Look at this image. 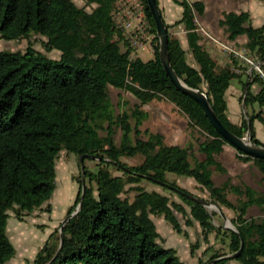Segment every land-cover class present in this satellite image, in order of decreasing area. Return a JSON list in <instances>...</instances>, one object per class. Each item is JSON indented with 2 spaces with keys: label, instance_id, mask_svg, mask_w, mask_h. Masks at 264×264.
I'll list each match as a JSON object with an SVG mask.
<instances>
[{
  "label": "trees",
  "instance_id": "16d2710c",
  "mask_svg": "<svg viewBox=\"0 0 264 264\" xmlns=\"http://www.w3.org/2000/svg\"><path fill=\"white\" fill-rule=\"evenodd\" d=\"M80 1L91 9L78 7L73 0H0L1 38L16 40L38 34L46 39L45 49L60 52L58 58H50L31 45L24 50H0V264L15 255L7 234L9 212L22 219V215L49 201L61 150L85 156L83 168L76 176L79 189L68 214L76 210L79 202L82 172L84 196L80 209L63 225L64 238L58 255L53 258L60 242L56 230L36 252L33 264H183L173 248L158 242L159 233L151 220V216L163 217L173 230L186 236L175 212L183 215L185 226L197 222L204 241L214 231L230 254L239 249L241 236L244 243L239 254L214 264L229 260L264 264V192L229 180L220 185L214 183L213 170L226 173L217 157L227 142L201 107L176 90L165 73L146 0L139 1L149 32L155 35L153 58L147 61L130 57L132 47L112 16L117 0ZM173 1L182 11L173 24L165 23L171 67L187 86L205 93L227 129L241 137L250 126L251 142L264 145L253 128L256 121L264 129L262 82L251 77L237 60L232 59V67L218 66L197 30L195 19L204 13L202 1ZM156 3L159 7L158 0ZM218 24L229 40L244 36V48L264 61V23L253 26L248 11H229L222 12ZM177 25L186 30L187 49L170 34V28ZM121 40L126 45L124 51L120 49ZM232 80L240 83V100L249 108L248 119L242 117L240 123L232 122L227 114L226 93ZM255 83L258 91L252 90ZM109 86L134 96L137 103L130 112H116ZM154 99L168 101L186 116L189 135L193 131L202 135L198 142L202 159L191 161V145H169L160 133L145 131L147 136L142 137L139 125L146 112L141 107ZM117 129L121 132L119 142L115 140ZM122 157L141 160L130 165ZM237 158L251 162L264 181V159L239 151ZM89 161H94L96 170L91 169ZM167 173L193 179L211 202L231 210V222L239 235L213 225L205 207L171 189L189 192L169 181ZM142 180L175 193L181 203H171L169 196L145 189L140 184ZM229 192L238 196L235 203L228 198ZM251 206L259 209L258 217L246 216ZM45 211L50 212V207ZM195 246L197 243L191 245V252ZM222 255L213 250L207 259L198 258L197 264H207Z\"/></svg>",
  "mask_w": 264,
  "mask_h": 264
},
{
  "label": "rangeland",
  "instance_id": "374dc122",
  "mask_svg": "<svg viewBox=\"0 0 264 264\" xmlns=\"http://www.w3.org/2000/svg\"><path fill=\"white\" fill-rule=\"evenodd\" d=\"M74 3L78 7H84V3L80 0H73ZM87 11L91 9V6H85L84 7ZM198 19V17H197ZM197 22V21H196ZM135 20H131L130 30H132L135 27ZM127 27V29L129 28ZM172 31H176V37L180 40L181 45L187 49V43L184 39V33L181 31L182 28L179 27H171ZM147 31L149 32V27L147 28ZM203 35V34H202ZM204 36V35H203ZM204 44L207 47L210 43H214L212 39H209L208 37L204 36ZM46 40L43 36L38 34H31L27 38L22 39H16V40H6L0 37V50H24L28 45H31L36 50L46 54L50 58H56V52H53L51 50H47L43 47V42ZM153 42V41H152ZM155 43V42H153ZM153 43H146L143 45H140L136 48L135 54L136 57L140 58L143 61H147L151 58H153L152 53V44ZM121 49H125L124 42L120 41ZM210 54L212 57H214V54H216L215 51L210 48ZM222 55H226V58L234 59L231 55H228L227 53H221ZM58 58V57H57ZM215 58V57H214ZM191 57L188 55V60H190ZM237 64L239 66L244 67L243 63L239 60H237ZM225 67V66H222ZM259 89L256 87L253 91H258ZM109 96L111 99L112 104L115 107L116 112L121 111H128L130 112L135 103L136 99L132 94L125 90H119L115 89L111 86L108 87ZM242 95V88L240 87L237 93V112L234 113L232 121H240V119L243 117V111H248L249 108H245L242 105V101L240 100ZM230 96V95H229ZM229 98V97H228ZM229 100V99H228ZM230 108V106H229ZM150 110V108H149ZM172 110H175V107H173ZM132 122L134 120L132 119ZM146 126H150V121L145 119L141 125V131H142V137H146L147 133L144 131ZM188 128V126H187ZM120 130H116L115 134V140L116 142H119L120 137ZM100 135H104V132H100ZM192 141L191 147H190V160L193 161V159H202L203 155L200 154L198 150V142L203 139L202 135L200 133L193 131L190 135ZM198 139V140H197ZM184 139H180L178 142L182 143ZM190 141V140H189ZM185 144V143H184ZM229 145V144H227ZM234 149V148H233ZM234 154L229 157H226L225 155L221 156V158H226L227 160L226 164L228 167V174L230 175V181L234 182L235 184H245L248 186H251L254 188L257 192H264V181L261 179V175L257 168L251 163V162H243L237 158V151L234 149ZM123 161H125L127 164L134 165L140 162L141 158L139 157H133V158H127L122 157ZM219 159V156L217 157ZM229 161V162H228ZM84 162V159H83ZM84 164V163H83ZM89 166L92 170H96V166L94 161L88 162ZM80 163H79V157L75 156L74 154L68 153L65 150H61L56 158L55 162V189L51 195V198L49 201L42 206V208L36 209L30 214L22 215V219L16 218L13 212H9V218L7 220V234L10 238L12 244L15 247V255L7 261L5 264H33V260L35 257L36 252L45 244L48 237L54 233V231L58 230V233L60 235V225L62 224V221L65 219V217L68 215L67 211L68 208L74 204L76 195L79 189V184L77 182V177L80 174ZM228 174H223L218 172L217 170H213L212 177L215 179L216 183L226 179L228 177ZM74 177L76 179H74ZM166 178L169 181H173L176 183V185L184 188L185 190L189 191L193 195H196L198 197H201L207 201H210L209 196L207 192L200 189L193 179L185 177V176H178L173 173H167ZM140 184L147 190H156L162 194H165L169 196L171 203H181V199L171 191L162 188L160 185L153 183L148 180H142ZM229 199L232 202H236L238 196L229 192ZM228 196V195H227ZM217 205V204H216ZM50 207V212L45 211L46 207ZM186 212H188L189 208L184 205ZM208 212L211 216V222L213 225L217 227H222L223 220L221 218V215L219 212L225 214L231 222V217L234 216L233 212L231 210H228L226 208H222L220 206H210L208 207ZM176 217L180 221L182 227L185 226L184 224V217L181 213L175 212ZM260 215V211L256 206H251L248 209V212L246 216L248 218L253 217L256 218ZM151 220L155 223L156 229L159 233V239L158 242L163 246V242L166 240L171 239L169 234L167 232L175 231L172 229V227L167 223L163 217H157V216H151ZM232 226H234L232 224ZM193 227V226H192ZM190 237H192V243L189 245L191 250V245L197 243V246H195L193 249L194 251L199 248L201 241L203 240V237L196 238L198 235L193 228H189ZM176 233V231L174 232ZM178 233V232H177ZM215 233L214 231L212 232ZM63 234V233H61ZM181 234V233H179ZM183 235V234H181ZM211 235V234H209ZM64 236V235H63ZM202 236V235H201ZM184 237V235H183ZM211 237V236H208ZM64 238V237H63ZM208 240L204 241L205 243H209ZM164 247V246H163ZM218 248L216 251H218L220 254H223L222 256L232 255L228 253V249L225 246H217ZM206 250V248H205ZM194 251L191 252V255H194ZM206 252V251H205ZM209 257V256H208ZM207 257V258H208ZM221 257V256H220ZM188 264V263H187ZM224 264H239L236 260H229L227 262H224Z\"/></svg>",
  "mask_w": 264,
  "mask_h": 264
},
{
  "label": "crops",
  "instance_id": "0c3cea01",
  "mask_svg": "<svg viewBox=\"0 0 264 264\" xmlns=\"http://www.w3.org/2000/svg\"><path fill=\"white\" fill-rule=\"evenodd\" d=\"M187 1H193V0H187ZM200 1H202L204 4V13L201 17H198L197 24L198 26L202 27L205 31H207L210 34V36H212L213 39H216L218 41L225 43L231 42L239 47H244V42H245L244 36H240L235 40H229L227 38V34L225 33L224 28L219 26L218 24V21L222 16V12L248 11L250 14L251 24L253 26H260L264 23V1L262 0H200ZM158 2H159L160 11L162 13V18L166 24H173L174 21L180 18L182 10L181 7L176 2H174L173 0H158ZM175 27L182 28L181 25H177ZM184 39L186 40L185 34H184ZM208 46L209 47H207L206 44V48L208 51L210 50V48H212V50L216 52V54H214V57L218 62V66L220 67L225 66V68L229 66L232 67L233 65L231 62L232 60L226 58L225 57L226 55L221 54L223 51L220 50L219 47H217L218 45H216V43L215 44L210 43ZM51 51L56 52L57 57L60 56V52L58 50L52 49ZM240 87H241L240 83H238L237 80H232L226 93L227 114L231 121L233 119L232 118L233 116H231V114L233 115L234 113L237 112V106H236L237 93ZM256 87L259 89V86L255 83L254 85H252V90H254V88ZM173 107H174L173 104L163 99H159V100L154 99L142 105L141 109L146 112V116L143 119H141V124L139 125V129L141 130L140 127L143 121L148 117V120L150 121V126H146L144 131L160 133L163 136L164 142L169 145L189 146L191 145L190 142L192 141V139L187 129V118L177 109L172 110ZM240 121L237 122L236 120L232 122L240 123ZM253 128L256 137L261 142L264 143V129L262 128V126L255 121L253 124ZM141 135H142V131H141ZM180 139H184L182 143L178 142ZM234 152L235 151L232 146L224 145L223 151L220 153L218 159L226 169V173L223 174H228L229 170L226 164L227 162V160H225L226 158L222 159L221 156L225 155L226 157H229L231 155H235ZM229 174L226 179L218 183H216L215 179L212 177L214 183L216 185H220L227 180L230 181ZM230 182L232 184H235L232 181ZM228 198H229V194H228ZM192 226L194 227L198 235L196 238H201L202 237L201 228L197 222H193L191 226L182 227L187 233L186 236L183 237V235L177 232L174 233L175 231L171 230L170 232H167L171 237V239L163 242V246L165 248H173L176 251V254L183 262V264H187V263L197 264L198 258L201 257L202 259H207L210 253L218 248L217 246L219 245L221 246L218 237H216L213 233H211V235H208L211 237L207 236L206 239V240L209 239L210 242L208 241L209 243L207 244L204 241H201L199 248L194 251V255L192 256L189 247V245L192 243V237H190L189 228L190 227L193 228ZM225 245L226 244H222V246ZM209 247L210 249H208Z\"/></svg>",
  "mask_w": 264,
  "mask_h": 264
},
{
  "label": "water",
  "instance_id": "95a60500",
  "mask_svg": "<svg viewBox=\"0 0 264 264\" xmlns=\"http://www.w3.org/2000/svg\"><path fill=\"white\" fill-rule=\"evenodd\" d=\"M146 3L148 5L149 11L151 13V16H152L154 24H155L157 44H158V56H159L160 63L162 65L165 73L169 77L171 83L174 85L175 89L180 91L181 93L189 96L190 98H192L201 107L202 111L204 112V115L208 118L211 125L214 127V129L220 135V137L227 142V144H229L236 151H239L244 155H248V156H251L254 158L264 159V145H256V144L251 142L250 130H249L250 126H248L247 131L241 137L232 133L229 129H227L222 124L220 119L217 117V115L215 114V112L211 108V105H210L205 93L200 91L199 89H195V88L187 86L177 76V74L175 73V71L171 67L170 60H169V54H168L169 34H168L167 25L165 24V22L161 16V12H160L159 7L156 3V0H146ZM242 105L244 106L243 101H242ZM243 116L246 119H248L245 111H243ZM84 157H85L84 155L79 157V163H80L81 169L83 168ZM161 184H164V183H161ZM84 185H85V183H84V177H83V172H82V183H81V189L82 190H81L79 202L77 204L76 210L73 211L71 214H68L65 217V219L62 221V224L60 225L61 230H62L65 222L68 219H70L71 217H73L74 214H76V212L80 209L81 204H82V199L84 196ZM165 185H167V184H165ZM168 187H170V186H168ZM170 188L173 189L176 193H179L180 195H183V196L187 197L188 199L202 205L206 209H208V207H210V206L211 207L217 206L215 203H213L211 201H207V200H205L201 197H198L196 195H193L192 193L182 191V190L175 188V187H170ZM219 214L221 215V218L223 220V225H221L222 228L223 229H229V230H231V231H233L239 235L236 228L234 226H232V224L229 222L227 216L221 212H219ZM61 233L62 232L60 231L59 246H58V249H57L53 258H55L58 255V253L62 247V244H63V234H61ZM239 237H240V247L235 253H233L232 255L221 256V257L215 258L207 264H214L215 262H217L219 260H224L227 257L237 256L239 254V252L242 250L243 243H244V241L240 235H239Z\"/></svg>",
  "mask_w": 264,
  "mask_h": 264
},
{
  "label": "built area",
  "instance_id": "2783aa9c",
  "mask_svg": "<svg viewBox=\"0 0 264 264\" xmlns=\"http://www.w3.org/2000/svg\"><path fill=\"white\" fill-rule=\"evenodd\" d=\"M113 20L118 29L122 31V34L128 40L129 45L132 47L130 57H136L135 50L138 46L152 43L155 35L148 32L147 20L144 15V7L139 0H117L115 7L112 12ZM134 19L136 24L135 27L130 30L131 20ZM197 21V19H195ZM129 28L127 29V27ZM170 28V34L176 36V31H172ZM183 29V28H182ZM197 30L204 36L212 39L220 50L231 55L234 59H237L243 63L246 67V72L251 77H257L263 84L264 87V61L259 59L257 56L250 54L244 47H239L231 42H221L213 39L210 34L205 31L202 27L198 26ZM184 34L186 30H181ZM117 39V37H116ZM120 44V43H119ZM125 45V44H124ZM121 49V45H120ZM126 49V45H125ZM125 49H121L124 51Z\"/></svg>",
  "mask_w": 264,
  "mask_h": 264
}]
</instances>
